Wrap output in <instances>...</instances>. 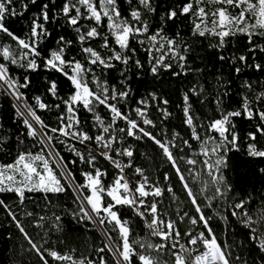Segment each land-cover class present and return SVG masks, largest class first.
<instances>
[{
    "label": "snow or ice",
    "instance_id": "obj_1",
    "mask_svg": "<svg viewBox=\"0 0 264 264\" xmlns=\"http://www.w3.org/2000/svg\"><path fill=\"white\" fill-rule=\"evenodd\" d=\"M13 2L14 0H0V34L10 38L16 46L13 48L11 44H0V57L7 62L0 63V83L15 96L16 117L22 118L27 136L38 139L42 145H49L55 138L49 132L62 137H71L86 148L88 144L95 143L101 149L98 155L119 170L112 182L105 186L102 178L108 173L96 167L97 155H93L91 151L82 153L76 150L75 145L71 146V150L80 161L91 167V171L82 173L84 183L73 186L77 193H83L85 190L89 192L81 201L80 219L94 221L101 226L106 222L113 225V231L118 234L119 240L106 244L105 247L112 251L116 264H133V257H136L140 264H165L159 259V253L165 249L170 250L171 264H239L241 258L239 256L233 258L227 247L218 241L210 226L211 217L205 215L204 208H211L213 201L226 198L232 191V185L228 183L224 174V169L228 167L230 152L239 151L241 143H247L249 157L264 158V146L258 147L257 139L258 136L264 137V91L257 92L252 83L244 81L243 87L248 94L241 96L238 108L227 110L224 108V97L229 94L227 91L229 85L218 76L216 78L218 87L211 101L215 106L216 115L209 116L201 122L193 111L192 97H196L203 104L208 100V95L202 84L197 83L189 88L183 93L181 111L184 115V124L190 129L191 139L199 144V149L193 151L192 156L187 158L177 157L176 152H183L184 147L191 150L192 144L182 138L178 144L177 138L180 134L177 132H173L171 139H166L157 138V135L146 130L144 126L155 128L156 125L148 118L146 100L140 99L136 102L140 106L128 108L127 101L132 95V89L128 83L130 77L127 73L130 66L138 70L144 69V63L137 56L138 51L145 54L148 70L153 76L159 75L162 69L169 71L174 67L179 69L172 71V75L176 77L181 74L186 75L188 72L203 71L188 66L187 53L191 45L181 37L180 33L177 31L174 35H169L165 31L167 22L176 20L179 16L188 17L193 37L215 38L216 43L209 46L217 50L228 47L237 35L246 36L248 54L220 55L219 60L230 61L233 66L239 63L243 67L264 71V64L249 63L250 57L255 60L257 51L264 53V44L254 41V38H264V0H180V3L171 6L160 16V24L157 27H153L145 18L147 14L157 11L153 6V0H137V4L141 7H133L128 15L122 14L117 0H65L61 12L66 23L76 33V40L81 45L80 51L85 54L86 63L68 56L67 49L72 46L73 41L65 39L64 36L58 38L56 49L52 50L47 58L42 57L39 45L44 38L51 36L45 27L50 19L48 4H43L38 15L33 17L26 38H21L10 31L6 26V17L23 15V12L18 13L12 6ZM31 3L35 4L36 0H31ZM21 7L24 11L28 10L26 3H21ZM105 20L107 31L102 33L99 29L104 25ZM84 21L89 23L85 24ZM97 39L103 41L100 48L107 50L106 55L91 46L90 42ZM86 44L88 46H84ZM133 44L139 47H134ZM38 59H43L45 69L62 74L71 83L72 92L65 98L58 95L56 81H48L47 92L60 100V103L50 106L40 96L34 97L35 106L22 103L26 97L20 90L29 88L31 81L27 73L37 71L41 67L37 63ZM114 62L123 66L120 70L123 79L118 81L119 87L116 84L110 85L106 78L105 70L115 69ZM9 64L23 69L25 75L22 78L13 76L9 71ZM97 68L100 69L99 74ZM234 71L239 74L242 67H234ZM150 95L153 101L159 99L164 105L169 103L167 99L158 98L155 93ZM201 97L203 99H200ZM61 104L65 111L58 117V126L46 125L38 115L37 109L48 110L50 107L60 109ZM98 106L107 109L110 115L107 123L96 110ZM80 107L93 114L95 127L99 129L98 134L89 135L83 130L78 115ZM158 110L164 118L171 116L166 108ZM132 113L135 115L133 116ZM237 120L254 122L252 130L248 131L245 137H241L237 130ZM119 121L124 122L126 127H119ZM198 128L205 132L204 136ZM126 137L137 140L146 137L158 146L162 156L178 177L197 213L196 216H190L187 211L181 214L179 210H174L177 219H172L163 210L162 199H149L163 198L165 192L171 195L172 201L178 199L168 173L163 175V180L166 182L164 187L160 186L158 181L150 182L141 167L134 168V174L141 177L139 181H132L126 177L124 170L133 168L131 158L135 151L130 145L123 146ZM7 139L0 136V144ZM17 142L23 143L19 139ZM60 143L63 141L61 140ZM53 156L51 149L45 154V149L41 148L37 152L21 151L12 162L0 163V193H15L23 203L26 192L38 191L46 194L66 192L62 180L72 177V173L66 170L58 176L53 167ZM117 156L127 157L129 160L126 164H122L116 159ZM194 157H203V159ZM179 161L191 166L187 169V176L181 169ZM60 163L66 169L62 158ZM259 171L264 173V168ZM72 178L74 180V177ZM194 183L199 184L198 191L206 201L203 207L194 191ZM105 195L110 198L107 203L104 199ZM251 199V197L240 198L238 202L230 205V214L249 230V238L256 241L259 250L264 253V204L254 215L247 207ZM85 203L89 207L85 208ZM117 206H128L136 215L144 218L147 228L150 229V235L158 237L161 243H145L143 239L130 241L129 221L121 218L119 212L115 210ZM0 207L7 210L28 241L30 250L39 257L41 264H49V258L62 264H108L103 256L98 260L86 256L77 258L75 249L61 252L54 248H43L33 241L3 200H0ZM27 215L33 214L27 213ZM185 218L192 226L202 225L204 231L186 230L183 235L187 240L185 243H180L182 233L177 222H183ZM55 219L59 221L60 217L56 216ZM39 220L43 221L44 217H39ZM57 227L59 228V225ZM106 235L110 241L113 240L111 232H106ZM137 247L143 251H138ZM97 251L103 253L105 248H99ZM243 264H247V261Z\"/></svg>",
    "mask_w": 264,
    "mask_h": 264
},
{
    "label": "trees",
    "instance_id": "obj_2",
    "mask_svg": "<svg viewBox=\"0 0 264 264\" xmlns=\"http://www.w3.org/2000/svg\"><path fill=\"white\" fill-rule=\"evenodd\" d=\"M65 0H36L35 4L31 0H14L13 7L17 12H23V15L6 17V26L9 27L15 35L26 38L30 32L31 22L34 16L38 15L43 4L49 6V22L45 25L51 36L44 38L39 45V50L42 52V57L47 58L50 52L57 47L56 41L60 36H64L67 40H72V46L67 49V54L70 57L81 60L86 63L85 54L80 51L81 45L76 40V33L71 26L66 23L65 17L62 15L61 9ZM122 14L128 15L133 7H141L137 4V0H117ZM21 3L28 4V10L24 11ZM180 3V0H153V6L156 7V13H149L145 16L153 27L160 24V16L171 6ZM87 24L88 21H85ZM107 21L99 29L102 33L107 31ZM165 31L169 35H174L177 31L181 37L191 45L188 56V66L192 69H203L202 72H188L186 75L181 74L176 77L172 75L173 70H161L159 75L153 76L148 70L149 66L146 62L143 52L137 53L138 58L144 63V69L138 70L134 66H130L127 75L130 77L129 86L132 89V95L127 101L128 108L138 107L136 102L144 99L148 102L147 112L148 118L152 119L156 125L155 128L144 126L146 130L151 131L157 138L164 137L171 139L173 132L179 133L177 143H180V138L187 139L192 144V149L184 147L183 152H176L177 157L184 156L185 158L192 156L193 151H198L199 144L191 139L190 129L184 124V115L181 111L183 107V93L197 83L204 86L205 92L208 95V100L201 104L196 97H192L193 111L199 116L200 121H205L209 116L216 115L215 106L211 102L215 97V89L218 87L217 77H221L228 83V95L224 97V108L233 110L238 108L241 102V96L248 94L243 87V82L252 83L253 88L259 92L264 91V71H256L254 68L243 67L239 63L233 66L230 61H220L219 56H231L248 54V40L244 35H237L229 43L228 47L223 50H217L209 45L216 43L213 37H193L191 35V25L186 16H179L176 20L168 21ZM111 39V38H110ZM254 41L259 44H264V38H254ZM102 40L97 39L90 42L92 47H95L102 54H107L106 49L100 48ZM0 44H11L15 48V43L10 38L0 34ZM84 46H88L87 44ZM134 47H139L133 44ZM264 64V53L257 51L255 60L251 57L249 63ZM0 63H7L0 57ZM37 63L41 67L37 71H29L27 75L30 78V86L28 89H21L26 97L23 101L29 105L35 106L34 97L40 96L45 103L50 106L60 103V100L52 97L48 92V81L55 80L58 87V95L67 97L72 92L71 83L62 76V74L54 70H48L43 67V59H38ZM116 63V62H114ZM122 65L116 63V68L113 70H105L108 83L116 84L119 87L118 81L123 79L120 76ZM234 67H242L241 73L237 74ZM9 71L13 76L23 77L25 72L23 69L15 65L9 64ZM99 74L100 69H96ZM150 93H155L158 98L167 99L169 103L164 105L160 100L153 101ZM200 99H203L201 97ZM166 108L171 116L164 118L158 109ZM101 115L108 114L107 109L103 106H98L96 109ZM64 106L61 104L60 109L50 107L48 110L37 109L38 115L44 120L46 125L51 127L58 126V117L64 112ZM81 120V126L89 135L98 134V128L95 127L93 114L80 107L78 111ZM134 116L135 114L132 113ZM237 130L241 137H245L246 133L252 130L254 122L245 120H237ZM0 136L8 139L3 144H0V163L12 162L17 154L21 151L31 150L33 152L45 149V154L48 153L46 145L40 144L39 140L27 136V129L22 123V118L16 117V105L11 98L2 90H0ZM198 130L204 136L205 132L202 129ZM46 131V129H45ZM55 138L51 142L59 158L63 159V164L67 170H70L77 185L84 183L83 172L91 171V167L87 163H82L80 158L71 150V146L75 145L76 150L87 153L91 151L93 155H97L96 167L106 170L108 175L103 177L105 186L109 185L113 178L118 174V169L111 162L100 157L88 144L87 148L75 141L71 137H62L59 134H52ZM139 135V133H138ZM17 139L23 141L18 143ZM258 147L264 146V137L258 136ZM63 143H60V141ZM127 142L134 144V156L131 158L133 168H125L124 173L132 181H139L141 177L134 174L135 167H141L145 170V175L149 181H158L160 186H166L163 180L164 173H168L173 190L178 199L172 201L171 195L165 192L162 199L163 210L167 212L172 219H177L174 210H179L181 214L187 211L190 216H196L197 213L191 205L186 193L184 192L178 177L175 175L171 165L162 156L161 150L151 140L144 137L137 140L133 137H127ZM228 167L224 169L225 177L229 184L232 185V191L227 194L226 198L213 201L211 208H204L205 215L210 216V226L217 236L218 241L227 247L233 258L239 256L241 258L239 264L247 261V264H264V253L259 250L256 241L249 238V230L245 228L236 217L231 213L230 205L238 202L240 198L251 197V202L247 205L250 212L254 215L256 210L264 204V173L259 170L264 168V158L249 157L247 155V143H241L239 151H232L228 154ZM203 159V157H194ZM122 164H126L129 160L127 157L117 156ZM75 161V163H72ZM53 167L57 175L60 176L63 172L58 164L52 158ZM180 167L185 171L191 166L186 165L183 161H179ZM191 182V177H189ZM67 191L60 194L43 193V192H26L25 200L20 202L17 195L11 192L0 193V200L9 206L11 212L16 215L25 230L32 237L33 241L43 248H54L61 252H70L75 249V256L89 257L98 260L103 256L108 264H116V259L105 245V238L99 228L93 221L81 220L80 207L81 202L76 196L73 188L68 180H62ZM194 191L198 196V201L203 207L206 201L200 195L198 188L199 184H193ZM86 196L89 194L87 190L83 192ZM211 193L209 192V195ZM107 203L110 198L104 197ZM119 212L122 219L129 221L131 227L130 241L143 239L145 243H161L158 237L150 235V229L146 226V220L136 215L133 209L128 206H117L115 209ZM27 213H32L29 216ZM219 213V215H217ZM76 214V215H74ZM43 216L44 220L40 221L39 217ZM59 216L60 220L56 221L55 217ZM59 225V228L57 227ZM177 226L181 230L182 236L180 243H185L187 237L183 235L186 230L193 229L195 232L204 231L202 225L192 226L188 219L183 222H177ZM106 232H111L113 243L119 240L118 234L113 231V225L107 222L103 225ZM207 235V233L205 232ZM99 248H105L103 253H99ZM138 251H143L137 247ZM151 251V250H149ZM156 255V253H153ZM159 259L165 264H171L172 257L170 250L165 249L159 253ZM0 264H41L36 253L30 250L28 241L19 231L16 223L11 219L7 210L0 207ZM49 264H62V262L54 261L49 258ZM133 264H140L136 257H133Z\"/></svg>",
    "mask_w": 264,
    "mask_h": 264
},
{
    "label": "water",
    "instance_id": "obj_3",
    "mask_svg": "<svg viewBox=\"0 0 264 264\" xmlns=\"http://www.w3.org/2000/svg\"><path fill=\"white\" fill-rule=\"evenodd\" d=\"M3 91H4V90H3ZM4 92H5V91H4ZM5 93L9 96V94H8L7 92H5ZM9 97H10V96H9ZM10 98H11V97H10ZM11 100H12V98H11ZM12 101H13V100H12ZM13 102H14V101H13ZM14 104H15V103H14ZM15 105H16V104H15ZM46 146H47L48 150L51 149V151L54 153L53 158H54L55 162L58 164V166H59V168L62 170V172L65 173L66 170H67V168L65 169L64 166L60 163V158H59L57 152L55 151V149H54L52 143H50L49 145H46ZM67 180H68L69 184L71 185V187H72L73 190H74V187H73V186H74V185H77V183L75 182V180H73L72 177H68ZM77 186H78V185H77ZM74 192H75L76 196L78 197L79 201L81 202V201H82L81 195H83V193H77L76 191H74ZM83 196H84V195H83ZM84 207L87 208V207H89V206L86 205V204H84ZM93 222H94V221H93ZM94 223H95V222H94ZM95 224H96L97 227L99 228V230H100V232L102 233L103 237L105 238L107 244L113 243L112 240L110 241V240L108 239V236L106 235V230L104 229V227L101 226V225H98L97 223H95Z\"/></svg>",
    "mask_w": 264,
    "mask_h": 264
},
{
    "label": "built area",
    "instance_id": "obj_4",
    "mask_svg": "<svg viewBox=\"0 0 264 264\" xmlns=\"http://www.w3.org/2000/svg\"><path fill=\"white\" fill-rule=\"evenodd\" d=\"M101 115V114H100ZM104 119H105V122L107 123L108 120L110 119V115L109 113L106 114V115H101ZM118 125L119 127H126L125 123L122 122V121H119L118 122ZM98 132H99V129H98ZM132 146V148H134V144L132 142H127V137L125 138V143H124V147H127V146ZM91 146L93 148V150L98 154V152L101 150L100 148L97 147V145L95 143H91Z\"/></svg>",
    "mask_w": 264,
    "mask_h": 264
},
{
    "label": "bare ground",
    "instance_id": "obj_5",
    "mask_svg": "<svg viewBox=\"0 0 264 264\" xmlns=\"http://www.w3.org/2000/svg\"><path fill=\"white\" fill-rule=\"evenodd\" d=\"M0 86L2 87V89H4L5 90V92H7L8 94H9V96L12 98V100L14 101V103L17 105V101H16V98H15V96H13L12 94H11V92H10V90H8L7 88H6V86H4L2 83H0ZM23 103V102H22ZM83 195H81V198L83 199ZM86 204V203H85ZM87 205V204H86Z\"/></svg>",
    "mask_w": 264,
    "mask_h": 264
},
{
    "label": "rangeland",
    "instance_id": "obj_6",
    "mask_svg": "<svg viewBox=\"0 0 264 264\" xmlns=\"http://www.w3.org/2000/svg\"><path fill=\"white\" fill-rule=\"evenodd\" d=\"M84 23L87 24L85 21H84ZM0 90L3 91L4 89H2V87L0 86ZM4 91H5V90H4ZM23 103H24V102H23ZM52 158H53V157H52ZM53 159H54V158H53ZM54 161H55V160H54ZM83 195H84V194H83ZM84 196H85V195H84Z\"/></svg>",
    "mask_w": 264,
    "mask_h": 264
}]
</instances>
